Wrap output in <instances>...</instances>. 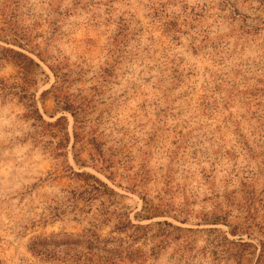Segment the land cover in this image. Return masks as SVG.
Segmentation results:
<instances>
[{
  "label": "rangeland",
  "instance_id": "rangeland-1",
  "mask_svg": "<svg viewBox=\"0 0 264 264\" xmlns=\"http://www.w3.org/2000/svg\"><path fill=\"white\" fill-rule=\"evenodd\" d=\"M259 240L264 0H0V264H257Z\"/></svg>",
  "mask_w": 264,
  "mask_h": 264
},
{
  "label": "trees",
  "instance_id": "trees-1",
  "mask_svg": "<svg viewBox=\"0 0 264 264\" xmlns=\"http://www.w3.org/2000/svg\"><path fill=\"white\" fill-rule=\"evenodd\" d=\"M4 49V48H3ZM9 51L13 52L14 54H17L19 56H21L22 58L26 59L27 61H29L30 63H33L35 65H38L36 62H34V60L27 56L26 54L24 53H21V52H18V51H14L12 49H9ZM57 76V74H56ZM65 109H73L71 110V113L72 115L75 117V109L72 107V104L70 103H65V106L63 107ZM30 113L34 116H36V118H38L39 120H41L42 122H45L48 126H53L55 124H57L59 122V120L61 119V117L57 118L55 120V122H46L42 116L39 114L38 110L35 108L34 110H30ZM75 121H77V119L75 118ZM74 136H76V132H74ZM95 182H97L99 185L103 186L105 189H107V186L104 182L100 181L99 179L95 178L94 179ZM93 188L95 189H98L99 187L96 186V185H93ZM259 243H260V247H259V252L257 254V257H256V260H255V263L257 264H264V241L263 240H259ZM229 244L231 245V250H232V256L234 258H240V256L244 253V251L252 246V243L251 242H248V241H245L243 240L242 237H239V239L237 241H229ZM236 258V259H237Z\"/></svg>",
  "mask_w": 264,
  "mask_h": 264
}]
</instances>
